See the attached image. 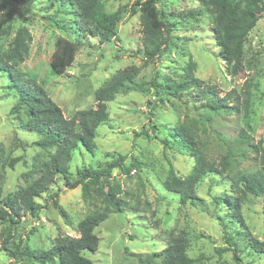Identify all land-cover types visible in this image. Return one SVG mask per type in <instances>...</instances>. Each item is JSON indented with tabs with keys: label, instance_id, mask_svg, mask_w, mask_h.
<instances>
[{
	"label": "rangeland",
	"instance_id": "374dc122",
	"mask_svg": "<svg viewBox=\"0 0 264 264\" xmlns=\"http://www.w3.org/2000/svg\"><path fill=\"white\" fill-rule=\"evenodd\" d=\"M140 1L103 3L106 13L121 12L114 36L105 39L78 38L74 7H59L52 0H0V53L8 50L19 28L28 31L31 40L18 70L42 86L65 119L94 109V91L118 70L140 68L135 81L145 93H121L107 103L109 120L96 129L93 152L78 148L68 165L67 179L72 183L78 179V169L99 170L123 159L110 177V184L121 190L117 198L123 208L110 213L94 230L97 250L82 255L93 264H144L171 237L182 236L188 241L187 255L196 264H264V257L251 250L247 241L264 242V196L247 195L241 210L243 223L230 224L223 218L225 208L212 199L220 193L235 196L226 175L200 182L198 208L180 205L179 197L162 186L169 164L180 178L194 165L193 158L170 137L182 125L191 131L206 159L219 164L225 158L231 174L264 167V13L244 44L240 66L232 70L217 56L212 17L199 0H163L157 9L171 26L170 46L144 65L139 13L135 11ZM59 38L80 40L81 46L64 74L56 76L49 63ZM188 62L195 66L194 77L214 86L219 97L231 90L240 93L248 85V116L230 109L213 112L203 107L207 99L196 90L182 93L179 99L166 95L164 85L178 80ZM7 84L11 85L10 80L0 71V201L37 178L41 165L53 154L51 149L34 145L42 137L25 128L28 118L23 110L12 111L17 99ZM240 132L249 137L247 144L240 140ZM103 199L96 187L84 199L80 186L70 189L56 176L49 190L35 200L34 215L24 214L16 227L0 221V264H36L21 257L17 247L22 244L33 251H46L56 239L78 237L77 223L102 211L106 207ZM222 229L231 240H226ZM150 264H160V259L152 257Z\"/></svg>",
	"mask_w": 264,
	"mask_h": 264
},
{
	"label": "trees",
	"instance_id": "16d2710c",
	"mask_svg": "<svg viewBox=\"0 0 264 264\" xmlns=\"http://www.w3.org/2000/svg\"><path fill=\"white\" fill-rule=\"evenodd\" d=\"M52 1L59 7L71 6L76 9L78 21L75 34L78 38L91 36L109 39L114 36L115 27L121 19L120 10L114 13L104 11L103 3L109 0ZM162 1L143 0L135 4L137 7L135 11L139 13L144 65L165 54L170 46L171 26L157 9V5ZM199 2L210 12L212 17L213 40L218 48V58L227 68L236 70L241 64L244 44L264 13V0H199ZM30 40L31 37L25 28H19L16 31L11 46L6 52L0 53V71L7 75L11 82L10 86L7 85L14 91L17 99L12 111L17 113L23 110L28 118L24 125L25 128L42 137L34 145L44 150L51 149L53 154L48 161L41 165L37 178L12 196L0 201V221L16 227L23 222L24 214L34 215L37 211L35 200L49 190L56 176H61L70 189L80 186L84 199L88 198L89 192L96 187L103 195L106 207L100 212L85 216L77 223L78 237L56 239L55 244L46 251H33L22 244L17 247L19 255L27 262L93 264L82 253L97 250L99 240L95 236L94 230L108 219L110 213H119L123 208L117 198L121 193L120 188L110 184L112 171L122 166L123 159L119 157L117 161H111L99 170L78 169V179L72 183H68L67 179L69 176L68 165L73 152L78 148H84L89 153L93 152L96 129L109 120L107 103L112 102L115 96L121 93H145V90L135 81L140 68L128 66L118 70L106 83L94 91V109L78 111L71 119H65L61 109L49 98L42 86L18 70V65L27 55ZM80 46V40L72 42L64 38L57 39L49 63L51 73L56 76L63 75L73 63ZM194 68V64L188 62L178 80H170L164 85L165 94L179 99L182 93L196 90L203 98L207 99L203 107L213 112L230 109L237 114L241 113L243 117L248 116L250 105L248 85H245L240 93L231 90L225 96L219 97L214 86L205 85L194 77ZM152 86L155 85L152 83ZM159 88L163 89V87ZM170 137L193 158L194 165L189 174L180 178L176 175L173 166L169 164L168 174L162 182L163 188L167 192L177 195L180 205L188 204L198 208V204L202 202L196 193L200 182L210 176L226 175V178L232 183L235 196L220 193L213 195L212 199L216 206L225 208L226 215L223 218H227L228 223L242 224L241 210L247 195L255 198L264 196V167L252 173L236 172L231 174L225 158H222L219 164L206 159L186 126L182 125L173 129ZM240 140L247 144L249 137L244 132H240ZM104 189L106 191L103 194ZM52 205L58 209L56 201H53ZM109 207H111V212ZM59 212L65 215L61 209ZM217 221L219 225H223L222 218L219 217ZM224 230L222 229V232L226 236V240H231ZM247 241L251 250L264 257V242L251 238H247ZM187 248L186 237H171L166 247L153 254L152 257L159 258L160 264H196V260L187 255ZM152 257L142 262L150 264Z\"/></svg>",
	"mask_w": 264,
	"mask_h": 264
}]
</instances>
